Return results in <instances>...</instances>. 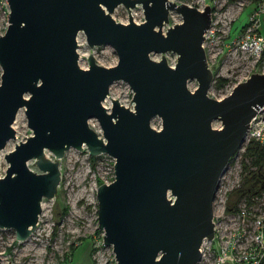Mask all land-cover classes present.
Instances as JSON below:
<instances>
[{
	"label": "water",
	"instance_id": "water-1",
	"mask_svg": "<svg viewBox=\"0 0 264 264\" xmlns=\"http://www.w3.org/2000/svg\"><path fill=\"white\" fill-rule=\"evenodd\" d=\"M122 2H141L144 18L111 14ZM0 33V148L15 135L24 106L31 133L4 153L0 226L16 238L35 225L41 198L56 190L58 158L72 145L113 156V177L96 187L98 226L117 264H196L200 245L214 234L213 199L223 170L246 137L248 121L264 102V70L238 80L221 97L207 93L213 76L203 46L211 5L175 0H7ZM181 20L168 25L170 9ZM89 44L110 43L113 64L87 54L78 63L77 32ZM174 50V64L164 54ZM197 85L190 88L188 78ZM125 79L134 106L111 97L109 84ZM131 99V98H130ZM154 114L161 125H151ZM98 119L102 134L88 122ZM219 117L221 125L212 124ZM50 149L54 157L45 154ZM33 157L39 168L27 163ZM0 264H11L8 261ZM112 264V263H111ZM224 264H229L224 261Z\"/></svg>",
	"mask_w": 264,
	"mask_h": 264
},
{
	"label": "rangeland",
	"instance_id": "rangeland-1",
	"mask_svg": "<svg viewBox=\"0 0 264 264\" xmlns=\"http://www.w3.org/2000/svg\"><path fill=\"white\" fill-rule=\"evenodd\" d=\"M175 1H185L198 7L206 3L211 5V23L204 32L203 46L212 72L223 74L227 79L216 85L212 78L207 88L209 95L221 97L238 80L253 71L263 70L264 66L256 56L242 51L235 41V36L242 30L243 23L248 20L250 11L259 0ZM8 11L7 0H0V33L6 28ZM128 11L136 21L144 18L141 2L129 9L119 2L111 14L117 20L127 21ZM179 20L180 12L170 9L162 30L165 31L168 25ZM260 31L264 35V12L261 15ZM77 41L80 65H87L89 52L102 64L109 65L117 61L116 50L110 43L89 44L82 29L77 32ZM161 53L169 63L174 64L177 56L174 50L149 52L153 58H160ZM187 85L193 89L197 79L188 78ZM132 92L125 79L117 78L110 82L105 95L107 99L103 98L102 102L110 108L111 97H117L133 108ZM88 122L102 134L95 116H90ZM150 123L155 127L160 126L161 116L154 114ZM212 124L221 125V119L214 117ZM12 125L15 135L9 137L0 148V175L4 174L8 164L4 153L32 132L23 105L17 109ZM243 150L244 145L241 144L229 158L216 188L213 199L216 236L205 237L201 244L208 258H212L221 246L234 245L238 251L246 250L261 258L260 264H264V188L250 197L247 194L238 195L233 190L242 182V158L248 161V157L243 156ZM45 154L54 157L48 148H45ZM113 160V156L107 152L90 153L85 144L81 148L72 145L65 148L58 158L61 176L56 190L52 195H43L41 198L43 206L41 204L37 221L30 232L23 238H16L14 227L0 226L1 261L9 260L11 264H117L112 244L103 241V228L98 226L96 197L98 183L109 181L114 175ZM27 163L39 170L33 157L27 159ZM227 205L234 208L226 211ZM222 208L224 214H219Z\"/></svg>",
	"mask_w": 264,
	"mask_h": 264
},
{
	"label": "built area",
	"instance_id": "built-area-1",
	"mask_svg": "<svg viewBox=\"0 0 264 264\" xmlns=\"http://www.w3.org/2000/svg\"><path fill=\"white\" fill-rule=\"evenodd\" d=\"M263 12L264 0H259L250 11L245 26L235 36V41L242 51H247L255 55L264 66V35L260 31L261 15ZM249 137L256 138L264 145V102L257 108L256 112L248 121L245 139ZM226 211L229 210L226 209ZM219 214H224L223 208ZM213 220L214 234L212 238L216 236V219L214 213ZM200 248L201 256L196 264H224V261H227L229 264H257L258 261L257 256H253L251 252L246 250L238 251L234 245L221 246L212 258H208L205 254L202 244Z\"/></svg>",
	"mask_w": 264,
	"mask_h": 264
},
{
	"label": "trees",
	"instance_id": "trees-1",
	"mask_svg": "<svg viewBox=\"0 0 264 264\" xmlns=\"http://www.w3.org/2000/svg\"><path fill=\"white\" fill-rule=\"evenodd\" d=\"M245 23H243V27ZM212 78L214 84L220 85L227 79V76L213 73ZM242 145H244L243 156L248 157V161L242 158V169L244 171L242 182L239 186L234 187L233 190L238 195L247 194L250 197L251 194L259 192L264 188V145L253 137L245 139ZM247 200L250 199L248 198ZM233 208L229 205L226 207L229 211ZM260 261L261 258H258L257 264H260Z\"/></svg>",
	"mask_w": 264,
	"mask_h": 264
},
{
	"label": "bare ground",
	"instance_id": "bare-ground-1",
	"mask_svg": "<svg viewBox=\"0 0 264 264\" xmlns=\"http://www.w3.org/2000/svg\"><path fill=\"white\" fill-rule=\"evenodd\" d=\"M105 98V97H104ZM107 98H105L104 100H106ZM105 105L107 106V104L105 103ZM41 204H42V206H43V203H42V201H41Z\"/></svg>",
	"mask_w": 264,
	"mask_h": 264
}]
</instances>
